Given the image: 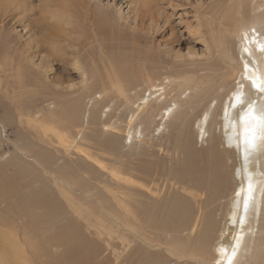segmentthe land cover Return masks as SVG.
I'll use <instances>...</instances> for the list:
<instances>
[{"label":"bare ground","instance_id":"6f19581e","mask_svg":"<svg viewBox=\"0 0 264 264\" xmlns=\"http://www.w3.org/2000/svg\"><path fill=\"white\" fill-rule=\"evenodd\" d=\"M23 2L26 0H0V24L13 18L7 12L15 10V22L23 25L28 11ZM89 10L93 25L108 23L104 10H92L88 5L84 16ZM215 10L217 23L208 33L211 55L215 56L209 73L179 74L177 81L166 76L161 82L148 79L141 95L127 99L124 125L120 118L101 121L105 106L95 103L91 123L99 128L84 134L82 146H74L80 150L90 144L115 154L111 163H119L125 171L110 174L121 181L119 175L130 169L133 181L129 194H114L107 201L86 178L104 175L99 169L86 163H58V158L46 152L11 142L18 157L0 164V194L9 193L4 204L10 213L0 217V264H6L2 259L5 256L21 264L23 246L17 230H21L26 254L32 258L48 256L49 250L63 246L62 264H264V125L259 121L264 115V0H229ZM52 18L65 26L70 24L64 11H56ZM38 30L28 28L27 37L34 43H26L27 48L43 43ZM56 30L57 27L53 32ZM8 35L0 34V67L10 69L16 61L14 72L23 76L26 71L21 62L25 55ZM49 35L43 37L47 41L44 44H48V59L60 60ZM126 60H130L127 55L118 56L113 64L121 68L117 77L123 89L117 90L119 95L141 83L140 77L123 69L121 63ZM167 84H174V94ZM98 88L99 83L94 82L87 96L56 100L62 115L59 117V110L57 114L51 112L45 120H55L63 129L88 122L89 114L83 112L82 104L87 97L92 98L91 94L105 91ZM186 90H192L194 95L182 97ZM215 98L219 103L210 115L218 117L219 135L210 137L206 149H197L198 137L211 124L207 101ZM181 105L179 132L174 141L175 148L182 152L180 161L165 166L147 160L151 137L164 129ZM197 107L201 114L194 112L197 115L192 116L188 110ZM6 120L9 121L7 116ZM191 122L194 128L187 133L185 129ZM3 124L0 122L2 128ZM124 132L139 146L121 161L123 145L118 133ZM62 142L65 151L71 148L72 142L67 143L65 138ZM242 151L247 167L242 165ZM229 154L236 155L238 177L237 167L228 164ZM8 166L15 171L9 174ZM30 176L31 181H25L23 188L32 190L23 194L19 182ZM160 179L158 185L156 181Z\"/></svg>","mask_w":264,"mask_h":264},{"label":"rangeland","instance_id":"374dc122","mask_svg":"<svg viewBox=\"0 0 264 264\" xmlns=\"http://www.w3.org/2000/svg\"><path fill=\"white\" fill-rule=\"evenodd\" d=\"M227 2L229 0H26L22 4L26 10L28 9L25 20L22 21L23 25L15 22L18 17L17 11L7 12L13 18L8 17L0 24V34L1 32L5 35L9 34L8 37L14 39L16 47L24 53L25 59L23 58L21 65L26 72L23 76H17L14 72L16 61L10 64V69L4 70L0 67V122L4 123L3 128L0 125V164L18 157V152H15L12 144L16 143L21 148L26 146L31 147L33 151L38 149L46 152L51 157L58 158V163L66 161L73 166L86 163L99 169L104 175L97 179H90L86 175V178L97 187V192L107 201H111L114 194L120 193L117 195L120 197L129 194L133 181L130 169L119 175L123 178L121 181L116 179L117 175L110 174L123 170V166L119 163H111L115 154L90 144L80 150L75 149L83 145L84 134H88L92 128H99L98 125L91 123L90 113L94 104L101 103V106H105L101 121L106 119L115 121L116 118H120L124 125V120L128 116L127 99L141 95L148 79L157 78V82H161L166 76L170 80L177 81L179 74L200 76L209 73V65L214 61L215 56L211 55L210 50L213 47L208 33L213 24L217 23L213 17L215 9ZM88 5L92 10L93 8L104 10L109 17L108 23L93 25L92 11L89 10L84 16ZM56 11L61 13L64 11L65 18L69 16L70 24L65 26L52 18ZM25 24L29 26L26 28ZM31 26L35 29L39 28L38 31L41 30L37 33L43 43L27 48L26 43L29 45L34 43L32 38L27 37L28 28ZM56 27L58 31L54 33L53 29ZM48 35L51 37L49 40L55 42L54 46L61 56L60 60L48 59L46 52L48 44H44L45 38H43ZM122 55H127L130 59L121 63L125 66L123 69L140 77L141 83L133 89L124 90L125 92L119 95L117 90L123 89V83L117 77L121 68H116L113 64L115 58ZM94 82L99 83L97 90L105 88L106 92L99 91L91 94L92 98L84 99L83 112L89 114L88 122L83 121V125L63 129L57 121L45 120V117L48 118L47 114L51 112L59 113V117L62 115L57 108L56 100L69 101L87 96L90 93V85ZM173 85L167 84L171 94H174ZM184 95L191 97L194 92L186 90L182 97ZM109 96L112 98L110 99ZM210 100L207 101V106L210 105L208 119L212 118L211 124L196 142V148L201 150L206 149L210 137L219 132L217 115L214 114L213 117L210 115L219 100L217 98L213 102ZM179 107L175 116L165 123L164 129L151 137L150 155L147 156V160L163 163L165 166L180 161L182 152L176 149L174 144L179 132L178 113L183 106ZM189 111L192 116L194 112L198 114L202 112L200 107ZM197 113L194 115L196 116ZM6 116L9 121L6 120ZM192 122L185 129L187 133L194 128ZM59 126L60 128H57ZM125 134L126 132L118 133L122 137L121 146L123 145L121 161H125L126 157L128 159L129 153L137 151L139 146L136 139L130 140L131 138L125 137ZM64 138L67 143L72 142L71 148L66 151L62 142ZM218 146L221 147L220 142ZM78 151L83 153L80 154ZM244 155L242 151V165L247 167ZM228 164L237 167L238 177L240 168L237 165L236 155H228ZM110 169L113 171H109ZM7 171L11 174L15 168L8 166ZM31 179L32 176L20 180L23 194L32 190L30 187L23 188L24 182ZM161 182V179L156 181L158 185H161ZM37 185L38 183L34 186ZM7 194L9 193L0 194V217L10 214L4 204ZM8 222L14 225L11 221ZM20 234L21 230H17L18 241L23 246L21 247L23 259L19 261L21 264H43L47 260L52 264L63 263V246L52 248L48 251L50 254L48 256L36 255L32 258L29 253L26 254ZM2 249L3 245L0 243V251ZM2 259L6 264H15L7 256Z\"/></svg>","mask_w":264,"mask_h":264},{"label":"snow or ice","instance_id":"6c2138e0","mask_svg":"<svg viewBox=\"0 0 264 264\" xmlns=\"http://www.w3.org/2000/svg\"><path fill=\"white\" fill-rule=\"evenodd\" d=\"M239 102H242V100H240ZM259 121L261 125H264V115L260 116Z\"/></svg>","mask_w":264,"mask_h":264}]
</instances>
